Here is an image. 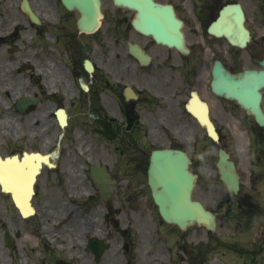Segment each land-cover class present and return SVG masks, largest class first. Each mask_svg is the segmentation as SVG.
<instances>
[{
	"label": "flooded vegetation",
	"instance_id": "flooded-vegetation-1",
	"mask_svg": "<svg viewBox=\"0 0 264 264\" xmlns=\"http://www.w3.org/2000/svg\"><path fill=\"white\" fill-rule=\"evenodd\" d=\"M153 1L172 7L188 53L141 32L138 8L112 0H101L103 18L94 33L81 32L79 14L60 0H0V157L42 164L34 216L23 217L11 195L0 194L5 258L14 254L21 264H199L196 250L187 258L186 232L153 214L149 153L165 147L188 154L196 175L193 198L209 199L217 220L227 222L232 243L240 242L231 250L245 264L264 259V126L211 89L216 61L233 74L259 68L264 0ZM232 3L241 4L250 34L243 49L209 31ZM168 18L160 14L166 32L172 30ZM149 24L155 28V14ZM193 95L206 102L218 142L207 139L194 115L199 111L189 110ZM261 107L264 113V91ZM219 149L234 165L236 191L220 179ZM92 164L105 165L113 181L110 200L93 183ZM125 209L128 219H122Z\"/></svg>",
	"mask_w": 264,
	"mask_h": 264
},
{
	"label": "water",
	"instance_id": "water-1",
	"mask_svg": "<svg viewBox=\"0 0 264 264\" xmlns=\"http://www.w3.org/2000/svg\"><path fill=\"white\" fill-rule=\"evenodd\" d=\"M124 1L120 0V2ZM129 1L131 0H128V3H130ZM63 2L68 6L79 8L85 14V22L90 26L94 27L98 23L99 0H63ZM231 11L235 17L230 16V23L235 20V24L240 25L242 21L240 8L238 6L231 7ZM226 36L230 38L232 35L227 34ZM240 37L239 33L238 38ZM261 64L264 66V60ZM262 86H264V71H245L237 76H230L220 70L219 74L215 76L216 92L223 93L227 98H234L245 108H250L258 117V121H262L259 110V89ZM202 121L207 123L206 118H202ZM208 132L215 138L211 130ZM152 156H154V160L149 168L148 182L161 216L166 221L176 223L180 228H186L196 223L212 231L215 226L214 216L199 203L191 200L193 178L185 171L187 162L184 154L160 151ZM173 157L178 159H173ZM223 178L225 181L227 180L225 174Z\"/></svg>",
	"mask_w": 264,
	"mask_h": 264
},
{
	"label": "rangeland",
	"instance_id": "rangeland-1",
	"mask_svg": "<svg viewBox=\"0 0 264 264\" xmlns=\"http://www.w3.org/2000/svg\"><path fill=\"white\" fill-rule=\"evenodd\" d=\"M110 150L111 147H109V151ZM109 159L113 160L114 156H110ZM207 204L208 206L211 205L210 202H207ZM127 214L131 215V212L125 209L122 213L124 219H128L125 217ZM155 214L156 213L154 212V215ZM222 226H217L215 232L212 234L207 233L203 228L193 227L189 229L187 232L188 244L197 247L202 259L201 264H244L243 257H238L237 254H235L236 252L230 249V246L233 244L238 245L240 242L237 241L232 243L233 241L229 236L230 228L227 224H224V222L222 223ZM240 239L241 238H236V240ZM173 253L174 252L172 251V255ZM2 258L3 257H0V264H6V259ZM257 263L264 264V259H261V262ZM12 264H15L14 260L12 261Z\"/></svg>",
	"mask_w": 264,
	"mask_h": 264
},
{
	"label": "bare ground",
	"instance_id": "bare-ground-1",
	"mask_svg": "<svg viewBox=\"0 0 264 264\" xmlns=\"http://www.w3.org/2000/svg\"><path fill=\"white\" fill-rule=\"evenodd\" d=\"M3 173L0 174L1 178L3 179L4 183L14 189L15 193L18 195L19 199L22 198L24 194L25 184L23 186V183L25 181V175H23L22 170L16 166L11 164V166L7 167V171H11V175L6 174V170L3 167Z\"/></svg>",
	"mask_w": 264,
	"mask_h": 264
}]
</instances>
